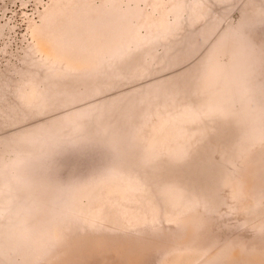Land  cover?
Listing matches in <instances>:
<instances>
[{
    "label": "rangeland",
    "instance_id": "obj_1",
    "mask_svg": "<svg viewBox=\"0 0 264 264\" xmlns=\"http://www.w3.org/2000/svg\"><path fill=\"white\" fill-rule=\"evenodd\" d=\"M0 264H264V0H0Z\"/></svg>",
    "mask_w": 264,
    "mask_h": 264
}]
</instances>
